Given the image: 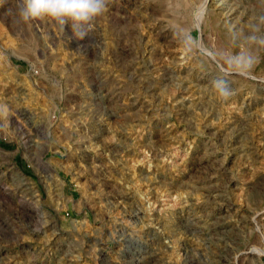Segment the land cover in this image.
<instances>
[{"label": "rangeland", "instance_id": "rangeland-1", "mask_svg": "<svg viewBox=\"0 0 264 264\" xmlns=\"http://www.w3.org/2000/svg\"><path fill=\"white\" fill-rule=\"evenodd\" d=\"M15 2L0 8V264H264V53L227 102L208 54L229 26L249 33L258 0H207L200 26L201 0H112L83 39L17 22Z\"/></svg>", "mask_w": 264, "mask_h": 264}, {"label": "clouds", "instance_id": "clouds-1", "mask_svg": "<svg viewBox=\"0 0 264 264\" xmlns=\"http://www.w3.org/2000/svg\"><path fill=\"white\" fill-rule=\"evenodd\" d=\"M8 2L9 0H0V8ZM111 3L112 0H16L15 7L8 8L5 15H14L17 22L24 25L51 23L62 32L66 26H70L74 36L83 39L92 30L94 21L108 11ZM258 4L264 7V0H258ZM254 17L255 22L249 26L248 34L235 26H229V47L215 50V62L219 64L221 75L212 81L211 88L220 102H227L234 95L230 77L247 78L262 61L264 14L254 13ZM173 34L186 56L201 50L202 39L193 36L192 31L182 26H173ZM10 115L9 106L0 104V130L7 127Z\"/></svg>", "mask_w": 264, "mask_h": 264}, {"label": "bare ground", "instance_id": "bare-ground-1", "mask_svg": "<svg viewBox=\"0 0 264 264\" xmlns=\"http://www.w3.org/2000/svg\"><path fill=\"white\" fill-rule=\"evenodd\" d=\"M206 1L207 0H204L203 1V4L200 6V8L198 7V13H197V15H196V23H195V25L196 26H200V21H201V18H202V16H203V14H204V11H205V3H206ZM207 7V6H206ZM208 54L211 56V57H215V55H214V52H212L211 50H208ZM215 59V58H214ZM257 252V251H256Z\"/></svg>", "mask_w": 264, "mask_h": 264}]
</instances>
